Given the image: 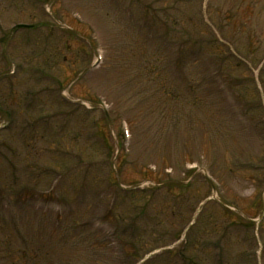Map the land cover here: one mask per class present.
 <instances>
[{"label":"rangeland","instance_id":"374dc122","mask_svg":"<svg viewBox=\"0 0 264 264\" xmlns=\"http://www.w3.org/2000/svg\"><path fill=\"white\" fill-rule=\"evenodd\" d=\"M207 1L209 3H205V6L209 15L213 13L214 4L220 5L222 13L225 14L226 8L233 6L237 9L243 8V5H238L241 4V0ZM261 6L262 10L250 29H255L264 40V0H261ZM102 7L105 9L103 12ZM107 8L109 9L107 0H0V73L14 75L13 81L16 83L14 86L4 88L3 97L9 103L4 106L7 110H12L13 115L12 121L8 120L7 115H0L1 125L6 123L9 125L0 133L1 138L5 140V148L0 153H7L12 159L16 156V167L13 169H19V173L20 168L25 166L33 178H39L37 169L43 171L45 164L51 162L53 158H61L72 164L85 160L91 174L104 172L105 175H112L114 181L115 176L118 177L119 174L113 172L110 163V151L117 142L112 121L118 120L121 115L123 116L122 113L127 114V110L132 114L135 110L140 113V119L134 120L137 124L133 125L134 134L128 152L130 155L123 153V158L132 161L137 167L151 160L148 158L156 147L173 146L176 152H179L187 136L202 140L203 131L214 134L219 142L217 154L223 158L220 162H215L213 168L219 176L220 189L218 192L213 190L208 198L220 199L218 193L226 189V195L238 206L207 204L204 213L213 211L216 219L215 231L209 221L205 227L209 228L208 230L198 231L195 227L174 241L175 233L181 231L179 229L182 220L179 219V215L183 213L186 220L194 210V199L192 200L190 196L175 199L180 204L165 206L172 212L176 208L181 212L180 210L173 212L176 219L169 218L163 223L164 229L166 228L170 234L167 238L171 241L173 239L174 242L166 246L163 256H159L162 255L163 248H157L152 253H147L151 257L156 255L155 260L149 257L147 262H139L164 264L171 260L168 264H183L182 256L193 254V244L198 243L202 249V264H264V211L260 216L264 200V168L259 170L254 165V161H257L264 166V84L260 78L261 71L264 76V46L255 56L246 53V61L243 64L251 68L252 74L242 72V75H248V78L242 81L244 101L235 94V90L240 87L232 85L229 80L227 83L217 78L216 86L212 85L208 90L200 85L197 89L187 90L188 85L184 81L182 83L181 80L178 81L179 73L165 67L167 69L164 73L170 82L168 88L173 89L171 91L175 96L181 94L183 90L189 95L188 100L182 101L179 98V101L175 102L165 99L158 91L155 77L136 74L141 62L130 55V51H135L138 47L141 25L138 27L134 24L132 17L127 23L129 26L117 24L109 18ZM75 12L80 13L83 21L74 18ZM239 19L241 17L233 19L236 21L233 34L245 42L249 38V33L241 35L242 29H237ZM17 22H30L35 26L14 29L13 26ZM72 27L77 28L79 33H73ZM225 29L228 28H222ZM94 35L100 37L102 48L100 52L105 54V60L103 59L104 62L88 75L78 77L88 65L97 61L95 56L97 40ZM115 49L118 50L117 53H114ZM149 49V54L155 57L152 48ZM117 56H122L124 60L122 65L126 67L127 74L120 73L119 67H116L114 59ZM158 56L162 57L161 62H166L163 54L159 53ZM39 66L43 71L37 69ZM226 70L227 73H237V69ZM197 74L190 77L194 78ZM213 75L214 72L207 74L209 77ZM253 75L262 101V106H257V103L258 108L255 109L250 107V100L254 99L255 95L249 92L251 87L253 88L250 78ZM138 79L144 83H139ZM207 94L210 102L204 98L207 102L201 105L202 96ZM105 96L114 106L111 113L114 115L111 120V132L103 108L107 105L95 102ZM140 106L147 107L141 111ZM46 129L48 144L47 140L39 138ZM228 150L230 151L228 156L232 155L231 161L225 158V152ZM182 162L183 160L180 161ZM228 167H234L237 172ZM114 168L116 170L115 165ZM198 170L203 174V169ZM86 175L90 176L89 173H85L84 176ZM67 176L61 178L63 183L65 180H67L65 183H69L76 177L80 180L81 174L74 172ZM120 177L127 182L138 176L130 164H125L123 176ZM183 177L184 174L175 169L170 178L167 176L170 180ZM50 178L52 179L46 175L39 179L41 183H45ZM25 179L23 175V179L16 182V187L19 188ZM149 185L152 186L153 183L143 181L139 186ZM193 185L197 186L200 194L207 189L204 179L196 178ZM96 186V183L88 184L87 187L90 189L79 194L69 193L70 200L65 203V207L59 203L54 208L50 207L53 208V213L47 214V210L40 211L35 208L34 226H41L40 223L44 220L51 221L52 235L48 243L53 251L49 256L54 257L55 264H124V252L118 247L117 237L111 242H107L108 236L100 239L103 244L100 247L93 244L97 233L101 234L103 230L109 232L111 227L109 224L102 227L95 223V226L91 225L89 219L101 218L106 212L101 201H110L120 194L116 189L103 190ZM122 187L127 188L129 185L124 184ZM173 190L179 192L178 188ZM204 201L197 209L203 206ZM136 202H139V199ZM129 203H126L128 208L132 207ZM46 206L49 208L47 204ZM128 208L125 213L122 210L120 212V209L113 211V214L122 213L119 221L122 220L125 225L129 223L127 219L124 222L123 217L132 219ZM162 210H164L162 206L155 205L149 212L155 216L162 213ZM230 212H233V215ZM227 213L231 214L232 222L228 219L230 223L224 220ZM79 218L80 228H74L75 226L70 228L67 225L69 227L67 233H70L71 237H67V243L63 245L58 234L60 229H54L53 225H58L64 220L72 222ZM206 221L205 218L203 223ZM139 224L143 227L150 226L143 221ZM134 228L135 226H131L130 234ZM135 236L136 233L131 239L133 247L137 248ZM186 238L190 239L188 243H185ZM158 253L160 254L157 255Z\"/></svg>","mask_w":264,"mask_h":264},{"label":"trees","instance_id":"16d2710c","mask_svg":"<svg viewBox=\"0 0 264 264\" xmlns=\"http://www.w3.org/2000/svg\"><path fill=\"white\" fill-rule=\"evenodd\" d=\"M203 1L204 0H107L109 9H106V13L114 22L116 21L117 24L123 26H129L127 23L129 22V18L132 17L134 24L138 27L141 25V28H139V34H141V36L138 47L135 51H130V55L141 62L136 69V74L142 73L144 76L155 77L158 91L167 100L175 96L174 92L171 91L173 89L168 88L170 82L167 81L164 73L168 67L179 73L178 81L181 80V83L184 81L188 85L187 90L191 88L197 89L199 85L204 86L208 90V87L213 84L212 81L215 80L214 76L210 78L207 76L210 71H215L214 73L216 76L218 75L221 79L228 82L227 78H233L227 73L226 68L230 70L245 69V65L243 64L244 61L240 58L239 54H249L254 47L252 40H249L246 42V45L243 46V44L238 42L239 39L233 36V29L236 25V21L233 20L232 13L228 12L226 15H222V10H220V8L210 5L214 10L213 13L209 15V13H207L208 9ZM103 11H105V9L102 7V12ZM116 15L121 17H117ZM244 24L247 25L248 21L246 20ZM222 28L228 29L222 30ZM127 29L129 30L128 27ZM244 31L245 30H242V33ZM223 32L225 33L223 34ZM149 48H152L155 57L149 54ZM117 51L118 50L115 49L114 53H117ZM159 53L163 54L166 60L165 63L161 62L162 57L158 56ZM114 61L116 67H119V72L127 74L126 67L122 65L124 62L122 56H117ZM195 74H197V76L194 78L190 77ZM198 76H200L199 79L197 78ZM138 82L141 84L144 83L141 79H138ZM196 91L198 92V90ZM179 95L182 101L188 100L189 98L185 90ZM207 95L202 96L201 105L206 104L203 99L206 98ZM175 101H177V98ZM146 107L147 106H140V110L142 111ZM129 112L130 111L127 110V114L124 113L125 115L120 117V119H126L132 134H134L133 125L137 124L134 120L135 118L140 119V113L137 110H135L133 114ZM117 133L119 134L120 144L118 156L119 173H122L125 164H130L134 171L140 175L141 179L148 178L163 181V176L160 175V171H162L164 167L180 166L188 160L192 161L195 157H199L201 153L207 155V157L211 155L210 147L213 142L212 139L206 137L207 143L201 147V151L196 152L193 149L190 137L187 136L180 146V148L182 147L181 150L176 152L175 155L172 152L170 153L168 145L160 147L159 150H164L165 152L156 160V163L161 165L157 170L150 168V165L154 162L153 160L137 167L132 161L123 158L122 151L125 148V144L124 134L120 127ZM114 147H112L110 151L111 158L114 155ZM4 148L5 140L0 138V152ZM128 155L130 154L128 153ZM182 160L183 162L180 163ZM12 162L11 157L7 153H0V264H53L49 260V255L52 253L53 249H51L48 243L52 235L50 232L51 221L46 222L44 220L40 223L41 226H34L35 219L33 214L35 215L36 211L32 205H34L35 202L33 200L36 199H40L43 202L50 200L55 201L57 195H65L66 192L67 194L69 193L67 188H70L72 191L85 190L88 189V183H96L100 188L116 189V191L121 194V197L119 198V195L114 201L105 200L103 202L108 209L105 213V219L108 218L113 225V229L111 228L108 232L110 234L107 242H111L117 237L118 243L121 244L122 250H124L126 257L130 261L137 260V258L156 246L171 242L170 238H167L170 234L167 232L166 228L164 229L163 223L167 222L166 220L169 218L176 219L173 216V212H179L180 209L172 212L166 207L176 206L177 203L174 199L190 196L195 200V203L198 204L203 196L211 191V189H206L203 194H200L196 186L193 185L194 180L183 184L176 180L164 181L161 187L154 186L150 191L144 189L143 191H139V193L138 190H136V192L135 190L126 191L119 188L118 182L112 180V175H105L106 173L103 174L104 172L95 173L94 176L91 175V177H88L84 182L78 184L69 183L63 185L58 182L55 184L45 183L47 187L52 185L49 191L46 189L45 191H41L37 187V184L35 186L25 184L17 188L16 182L19 179L15 176V170L10 167V163ZM86 166L87 165H81L80 169L88 170V166ZM56 170H58L57 167L48 165V171L44 170L42 174L48 173L54 176ZM74 184H76V186H74ZM175 188H178L180 191H174L173 189ZM51 194H55V196L53 197ZM159 198L161 201H156ZM65 199L67 198L63 197V200ZM138 199L142 203H137L136 200ZM128 200L134 204L132 206L133 210L138 212L134 215L135 222H133V224L137 223L136 220L141 218L139 221H143V219L147 217L149 220L146 222H151L150 228L147 226L143 228V226L139 227L136 225L134 228L135 230L130 234V225H124L121 224V222H119V224L114 223V218L113 215L110 214V209L117 203L125 210L127 208L125 202ZM151 204L162 206L164 209L162 213L155 218L153 216H148L146 212L148 206ZM169 213H171V216L168 215ZM43 216L46 217L45 213H43ZM213 217L214 216H212V218ZM123 218L125 220L126 216ZM181 218H184L183 214L179 215V219L183 220ZM197 219H199L197 222L201 226V215H199ZM186 221L187 220H183V225H181L179 231L184 227ZM78 222V219L72 222L64 220L58 225H53L54 229H60L58 234L62 238L61 242L63 245L67 243V237H71V234L67 233L69 227L65 226L66 223H70V228H73V226L77 228ZM163 232L164 234H162ZM181 232L182 230L175 233L173 239H176ZM135 233L134 242L138 243L137 248L133 247L131 239ZM104 235L107 236L106 231H104L102 235L97 233L95 239H93L94 246L100 247L103 245L100 239L103 240L105 238ZM57 240L58 239H56V241ZM151 240L152 243H150ZM45 259L47 263L43 262Z\"/></svg>","mask_w":264,"mask_h":264}]
</instances>
